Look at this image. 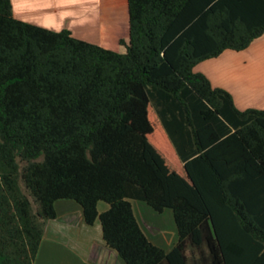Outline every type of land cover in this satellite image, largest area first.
Wrapping results in <instances>:
<instances>
[{
  "label": "trees",
  "instance_id": "trees-1",
  "mask_svg": "<svg viewBox=\"0 0 264 264\" xmlns=\"http://www.w3.org/2000/svg\"><path fill=\"white\" fill-rule=\"evenodd\" d=\"M126 3L117 52L0 0V264H34L59 200L124 264H264V111L193 71L261 37L264 0ZM132 201L171 211L169 251Z\"/></svg>",
  "mask_w": 264,
  "mask_h": 264
},
{
  "label": "crops",
  "instance_id": "crops-1",
  "mask_svg": "<svg viewBox=\"0 0 264 264\" xmlns=\"http://www.w3.org/2000/svg\"><path fill=\"white\" fill-rule=\"evenodd\" d=\"M10 1L13 16L19 21L55 32L67 30L75 38L105 49L124 50L119 41L128 38L126 0ZM193 71L203 74L212 87L227 91L238 110L264 111V34L247 49L224 51L197 64ZM146 206L138 203V211L150 214V207ZM54 207L56 218L45 227L34 264H124L115 252L105 247L100 223L93 226L84 223L77 203L59 200ZM133 211L143 230L134 207ZM143 232L151 243L165 251L177 242L174 233L162 236L156 230L149 235Z\"/></svg>",
  "mask_w": 264,
  "mask_h": 264
},
{
  "label": "rangeland",
  "instance_id": "rangeland-1",
  "mask_svg": "<svg viewBox=\"0 0 264 264\" xmlns=\"http://www.w3.org/2000/svg\"><path fill=\"white\" fill-rule=\"evenodd\" d=\"M118 33L120 34L119 31ZM138 203H142L143 205L146 204H144L143 202L133 201V207L136 210V214L138 215L141 226L147 235L151 234L153 230H156L159 234H162V236L164 234H166L167 236H171L172 233H174L175 235L177 234L172 213L170 210H165L163 214H158L155 211H153L151 208H149L151 213L147 215L143 211L140 212L138 211V207H137ZM106 209H107V205L104 202H100L98 205V211L102 213ZM97 223L99 222L97 221ZM81 236L79 237L80 239Z\"/></svg>",
  "mask_w": 264,
  "mask_h": 264
}]
</instances>
